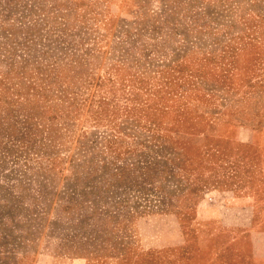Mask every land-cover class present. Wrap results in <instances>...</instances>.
<instances>
[{"label":"rangeland","instance_id":"1","mask_svg":"<svg viewBox=\"0 0 264 264\" xmlns=\"http://www.w3.org/2000/svg\"><path fill=\"white\" fill-rule=\"evenodd\" d=\"M253 129L264 0H0V264H225Z\"/></svg>","mask_w":264,"mask_h":264},{"label":"crops","instance_id":"2","mask_svg":"<svg viewBox=\"0 0 264 264\" xmlns=\"http://www.w3.org/2000/svg\"><path fill=\"white\" fill-rule=\"evenodd\" d=\"M244 146L237 155L246 162L204 193L206 204L199 209L214 213L204 224L223 236L215 255L225 264H264V129L251 130Z\"/></svg>","mask_w":264,"mask_h":264}]
</instances>
